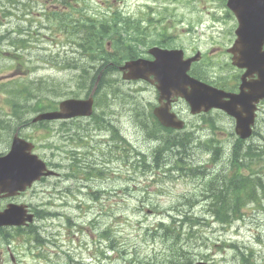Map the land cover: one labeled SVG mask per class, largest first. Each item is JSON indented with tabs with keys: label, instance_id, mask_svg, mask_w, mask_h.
<instances>
[{
	"label": "rangeland",
	"instance_id": "374dc122",
	"mask_svg": "<svg viewBox=\"0 0 264 264\" xmlns=\"http://www.w3.org/2000/svg\"><path fill=\"white\" fill-rule=\"evenodd\" d=\"M80 19L88 22L87 32L80 31ZM114 22L120 27L116 35ZM106 23L110 27L101 31ZM236 28L225 0H0V152L9 150L21 124L12 120L22 119L25 126L40 113L39 99L56 107L76 94L85 97L100 71L89 67L80 48L90 33L92 56L104 48L115 51L112 35L135 56L162 42L189 56L201 51L197 74L230 86L240 75L227 53ZM106 64L103 78L98 76L101 85L99 80L92 86L91 118L20 128L61 177H47L3 201L26 203L37 218L24 237L1 230L0 264H264V106L255 137L240 146L260 157L242 164V151L232 161L240 142L228 115L215 110L192 116L180 102L176 111L185 130L163 129L153 116L155 89L123 80L116 69L122 64ZM17 82L26 94L15 114L11 93H22ZM172 144L183 147L173 151ZM74 153L80 174L69 178ZM250 173L263 188L251 193L235 187L227 194L230 203L236 193L244 203L237 214L241 220L225 219L222 214L231 213L221 199L212 200L211 207L219 219L206 212L210 185L218 184L220 191L238 174ZM185 218L194 221L192 228ZM161 224L182 232L181 239H168ZM190 231L194 234L187 236ZM37 235L43 239L36 241ZM11 253L18 256L15 262Z\"/></svg>",
	"mask_w": 264,
	"mask_h": 264
},
{
	"label": "water",
	"instance_id": "95a60500",
	"mask_svg": "<svg viewBox=\"0 0 264 264\" xmlns=\"http://www.w3.org/2000/svg\"><path fill=\"white\" fill-rule=\"evenodd\" d=\"M227 6L239 23L236 30L238 39L235 48L230 50L234 55V64L246 68L245 75L255 72L258 74L259 80L255 82L254 91L262 94L264 92V0H228ZM150 53L155 57L154 61L140 59L122 67V70H128V73L124 74V79L149 81V76L153 75L159 82L161 102L176 95L186 99L192 114L213 108L222 109L236 118V132L241 138L246 139L250 136L255 118L253 102H258L259 98L253 97L252 94L228 95L233 103L229 106V103L223 100L227 96L223 91L211 88L187 75L190 63L182 60L181 52L154 48ZM93 104L92 97L88 100H68L60 104L59 111L41 114L35 121L90 116L93 112ZM236 106L241 110L235 108ZM154 113L166 127L177 129L183 127V123L170 113L168 103H162ZM32 149V144L16 139L9 156L0 160V193L14 195L18 191L23 192L41 176L54 174L52 171L44 173L46 167L37 156L31 155ZM12 212L13 209L0 213V226L23 224V216L15 219L12 217L14 215Z\"/></svg>",
	"mask_w": 264,
	"mask_h": 264
},
{
	"label": "trees",
	"instance_id": "16d2710c",
	"mask_svg": "<svg viewBox=\"0 0 264 264\" xmlns=\"http://www.w3.org/2000/svg\"><path fill=\"white\" fill-rule=\"evenodd\" d=\"M87 24H88L87 21H85L84 19H82V20L80 19V31L87 32L85 30V25H87ZM125 24L127 25V23H125ZM105 26L106 27L101 26V31H103V30L107 31V29L110 27V24L106 23ZM111 29H112V31H111L112 34L116 35L117 34V30L120 29V27L118 26V24L116 22H114L112 27H111ZM99 31H100V29H99ZM113 35L110 36V39L115 43V48L116 49H115L114 52H108V51L105 50L106 48H104V49L100 50L99 54L92 56L91 54L93 53V44L95 42V37H94V35L92 33H90L89 35L86 36V38H84V42H83L82 45L80 44V48L82 49V55L84 56V58H87L86 59V63L90 65L89 67H95V68H97V70H100V71H98V73H95L94 76H92V78L90 79V82H91L92 86L95 85L99 75H101L102 78H103L106 70L108 69V68H106V65H107L106 62L107 61H114L116 65H120V64H122L123 61H125L127 59H133V58H136V57L139 56V55L135 56V54H136L135 51L127 50V49L125 50L123 48V45L121 44V40H117ZM121 53L123 55L126 53V55L123 57V55H121ZM104 69H105V72H104ZM110 69H111V71H113V69L111 67H110ZM102 78L100 80V85L102 83ZM103 85L104 86H108L109 85V83L107 82V79H105ZM92 86H90V87L87 86L85 88V90L87 92L86 95H88L92 91V89H93ZM19 91L22 92V89H21L20 86H19ZM25 94H26V91L25 92L23 91L20 94L19 93H14V94H12V97L15 98L14 100H16L17 102H20V101H24L23 96H25ZM76 96H79V94H76ZM49 106L46 105L44 100L39 99L37 101V103L35 104V110H36V112L45 111ZM49 109H56V107L54 105L52 107H49ZM20 121L22 123V119H20ZM180 144H184V143L181 142ZM173 146H175V144H172L171 148ZM187 146H188V144H187ZM187 146H186V148H188ZM240 146H242V144H240L239 147L235 148L236 152L234 154V157L238 161V158L240 157L241 151H242V154H243L242 164L245 162V160L251 162V161L255 160L256 158L260 157L259 154L253 152V151H257V150H253L252 149L253 150L252 151V150H248V148L246 149V147L243 148V147H240ZM249 149H251V148H249ZM172 150H173V148H172ZM79 174H80V164L79 163H75L73 165H70L69 176L70 177H75V176H77ZM253 176H254V174H252V173H250L246 177L245 176L241 177V174H238V176H235L234 179H232V181H230L227 184L230 185L231 183H234V182H240L241 183L240 185H242L241 189H243L244 192L251 191V193H253V191H255V189L252 188L253 184H255V181H259L258 178L254 179ZM252 179H254V180H252ZM217 188H218V185H215V186L213 185V186L210 187L209 192L212 194L211 195V201L214 200V199L215 200H218V199L220 200L221 199V202L223 204H225L223 207L230 211L231 216L232 215L237 216V214L240 212L239 205H241L239 200H238L237 193L235 194V196H233L235 202L234 203H230V201H228V198H227V194H228L229 190H226V188L222 187V190L219 191ZM213 202H215V201H213ZM233 212H235V214ZM184 222L190 223V224L192 222L191 228H192V226L194 224V221H192L190 218H185ZM160 227L165 230V234H166V237L168 239H170V240L181 239L182 232L177 231L176 228L168 227V226H165V225H162V224L160 225ZM190 234H194V233L192 231H190V232L187 233V236H189ZM181 255L182 254H179V256H178L179 260H182V259H180ZM185 259H188V258H185ZM179 263L180 264H191L190 262H178V263H173V264H179Z\"/></svg>",
	"mask_w": 264,
	"mask_h": 264
},
{
	"label": "bare ground",
	"instance_id": "6f19581e",
	"mask_svg": "<svg viewBox=\"0 0 264 264\" xmlns=\"http://www.w3.org/2000/svg\"><path fill=\"white\" fill-rule=\"evenodd\" d=\"M114 66V65H113ZM92 68H94L95 69V71H97V68H95V67H92ZM116 69H118L119 70V66H117V68ZM88 72H89V70H88ZM100 79L99 78H97V81H99ZM17 121H19L20 123H21V121L19 120V119H16L15 118V120H12V122H13V124H15ZM109 123V122H108ZM32 124H36V122L34 121V120H31V121H28V122H26V125L25 126H31ZM112 124V123H111ZM104 125V124H103ZM25 126H23L22 125V123L19 125V127H17V129L15 130V133L14 134H16L17 133V131H19L20 130V128H23V127H25ZM101 126V125H100ZM112 126V125H111ZM104 127V126H103ZM109 127V126H108ZM105 129V128H104ZM111 130H113V131H117V130H115V128H112ZM166 131V130H165ZM170 132V131H169ZM183 145H187V144H183ZM181 146H179V148H180ZM173 148V150H178L179 148H176V146H173L172 147ZM232 161H235V162H237V160L235 159V157H234V159H232ZM244 162V161H243ZM241 183L240 182H234V183H231L230 185H228V184H224V185H226V186H224L223 185V187L224 188H226V190H229V189H231V188H235V187H237L238 189H241L242 188V185H240ZM218 185V184H217ZM211 186H209V188H210ZM257 187H259L260 189L261 188H263V184H262V182H260V179H259V181H255V184H253V186H252V188L253 189H255V188H257ZM218 188H219V186H218ZM236 189V188H235ZM206 195H208L207 197H206V199H208V200H210V203H209V206H207L206 208H205V210H206V212H208V213H210L211 215L212 214H215V212H214V209L212 210L211 209V207H213V202L211 201V193H208V194H206ZM245 196V195H244ZM246 197V196H245ZM248 198V197H247ZM250 199V198H249ZM244 201V200H243ZM239 202H240V204L241 205H243L244 203H242V201L239 199ZM247 202V201H246ZM216 207V206H215ZM226 209V208H225ZM222 212V211H221ZM225 212V211H224ZM219 213V212H218ZM234 214H235V212H233ZM237 213V212H236ZM228 214V213H227ZM239 214V213H238ZM185 215V214H184ZM223 216H225V219L226 220H229L230 221V219L231 218H233V219H235L236 221H239V215L237 216L238 218H234V216L235 215H232V217L231 216H226V215H224V214H222ZM221 215V216H222ZM214 216H216V218L217 219H219L218 217V215L217 214H215ZM186 217V216H185ZM240 217H241V215H240ZM180 218V217H179ZM174 219V218H173ZM175 220V219H174ZM187 220V219H186ZM241 220V219H240ZM176 221V220H175ZM184 221V220H183ZM227 222V221H226ZM232 222V221H231ZM182 223V222H181ZM191 224H192V222H191ZM176 260V259H175ZM189 262V261H188Z\"/></svg>",
	"mask_w": 264,
	"mask_h": 264
},
{
	"label": "flooded vegetation",
	"instance_id": "af4514ba",
	"mask_svg": "<svg viewBox=\"0 0 264 264\" xmlns=\"http://www.w3.org/2000/svg\"><path fill=\"white\" fill-rule=\"evenodd\" d=\"M147 56H148L149 60H152V57L148 55V52H147ZM244 73H245V71H244V70H241V71H240V77H241ZM262 106H264V102H261V104L259 105V108H258V109L261 110V107H262ZM4 200H6V199L2 198L1 201H0V209H1V210L4 208V206L2 205V202H3ZM7 200H8V199H7ZM1 230H3V229H0V233L3 232V231H1ZM13 258H14V257L12 256V257H11V260H12V261H14Z\"/></svg>",
	"mask_w": 264,
	"mask_h": 264
}]
</instances>
